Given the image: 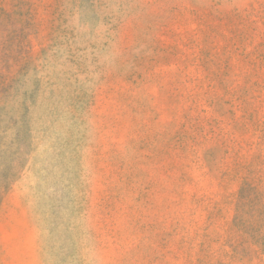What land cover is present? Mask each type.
<instances>
[{
  "label": "rangeland",
  "instance_id": "1",
  "mask_svg": "<svg viewBox=\"0 0 264 264\" xmlns=\"http://www.w3.org/2000/svg\"><path fill=\"white\" fill-rule=\"evenodd\" d=\"M0 264H264V0H0Z\"/></svg>",
  "mask_w": 264,
  "mask_h": 264
}]
</instances>
